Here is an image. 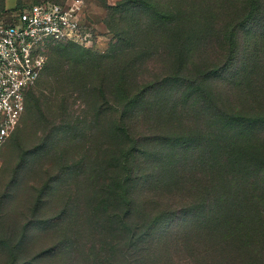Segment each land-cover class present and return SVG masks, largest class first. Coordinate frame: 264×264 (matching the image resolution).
Here are the masks:
<instances>
[{
    "label": "trees",
    "instance_id": "1",
    "mask_svg": "<svg viewBox=\"0 0 264 264\" xmlns=\"http://www.w3.org/2000/svg\"><path fill=\"white\" fill-rule=\"evenodd\" d=\"M220 1L117 0L107 52L49 49L37 89L61 102L69 143L56 170L67 192L57 264H264V0L207 11ZM39 3L54 2L0 9ZM239 29L253 41L233 69ZM200 49L213 59L199 66ZM224 74L229 103L210 86ZM187 112L205 125L183 126Z\"/></svg>",
    "mask_w": 264,
    "mask_h": 264
},
{
    "label": "rangeland",
    "instance_id": "2",
    "mask_svg": "<svg viewBox=\"0 0 264 264\" xmlns=\"http://www.w3.org/2000/svg\"><path fill=\"white\" fill-rule=\"evenodd\" d=\"M41 1L64 4L79 2L84 23L92 28L96 35L95 45L89 50L105 53L115 42V29L112 26L108 27L106 23L109 14L107 8L114 5L117 0H0V4L4 9L12 11L15 7ZM202 1H205L204 6L215 2ZM216 6L218 8L215 10H206L218 16L219 12L223 13V7L219 6H225L224 0ZM224 15L221 20L224 23H220L219 31L229 28L225 25L229 21V16ZM229 24L230 21L228 26ZM237 36L240 51L233 69H237V66L240 67L245 62L244 53L248 51L253 41L250 34L241 29ZM50 48L66 49L74 48V45L69 41L47 42L44 46L47 60ZM207 57L212 58V55L207 56L200 49L194 62L199 66L208 64ZM44 74L45 71L38 83L28 91V95L35 94L31 114L26 115L25 110L13 134L0 147V264H57L55 256L51 254L59 240L53 227L67 192H60L58 189L56 170L62 166L63 155L68 151L66 144L69 143L65 142L68 133L61 123L66 121V115H62L61 112L63 107L61 102L47 96L46 91L37 89ZM230 82L229 74L220 75L210 82L216 93L215 98H221L229 103L230 97H233ZM69 102V111L75 119L81 107L78 101L70 99ZM194 110L198 111L200 107ZM190 112L183 115L187 118L181 122L183 126L191 128L205 125L195 120L193 115L190 116ZM62 136L64 140L60 142L58 138ZM57 140L60 143L56 145ZM42 153L47 154L49 159L40 160V155L44 157ZM24 258L30 263H26Z\"/></svg>",
    "mask_w": 264,
    "mask_h": 264
},
{
    "label": "built area",
    "instance_id": "3",
    "mask_svg": "<svg viewBox=\"0 0 264 264\" xmlns=\"http://www.w3.org/2000/svg\"><path fill=\"white\" fill-rule=\"evenodd\" d=\"M6 11L0 9V146L24 111L26 90L42 74L45 44L71 41L91 48L96 36L84 23L79 2L39 3L11 14Z\"/></svg>",
    "mask_w": 264,
    "mask_h": 264
}]
</instances>
